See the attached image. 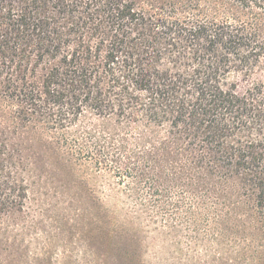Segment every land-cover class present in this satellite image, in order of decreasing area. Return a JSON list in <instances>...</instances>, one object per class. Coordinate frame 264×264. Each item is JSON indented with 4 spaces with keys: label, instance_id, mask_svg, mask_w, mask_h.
I'll return each mask as SVG.
<instances>
[{
    "label": "trees",
    "instance_id": "trees-1",
    "mask_svg": "<svg viewBox=\"0 0 264 264\" xmlns=\"http://www.w3.org/2000/svg\"><path fill=\"white\" fill-rule=\"evenodd\" d=\"M88 176L130 220L260 233L264 0H0V224Z\"/></svg>",
    "mask_w": 264,
    "mask_h": 264
},
{
    "label": "rangeland",
    "instance_id": "rangeland-1",
    "mask_svg": "<svg viewBox=\"0 0 264 264\" xmlns=\"http://www.w3.org/2000/svg\"><path fill=\"white\" fill-rule=\"evenodd\" d=\"M136 176L146 178L138 169ZM106 179H91L96 192L77 196L64 193L58 180L32 189L27 219L0 224V264H264V228L233 221L223 237L216 222L192 221L186 209L165 220H130V207L111 202Z\"/></svg>",
    "mask_w": 264,
    "mask_h": 264
}]
</instances>
